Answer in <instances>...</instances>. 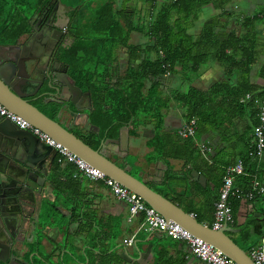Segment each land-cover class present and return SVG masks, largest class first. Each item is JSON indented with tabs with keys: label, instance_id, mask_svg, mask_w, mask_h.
Listing matches in <instances>:
<instances>
[{
	"label": "crops",
	"instance_id": "crops-1",
	"mask_svg": "<svg viewBox=\"0 0 264 264\" xmlns=\"http://www.w3.org/2000/svg\"><path fill=\"white\" fill-rule=\"evenodd\" d=\"M114 1L117 9H127L121 7V4L129 0ZM133 1L141 2L142 9L139 8L140 12L137 14L145 18L150 11L155 10V6L158 7L157 3L161 6L170 0H157L156 3L153 0ZM133 12L128 9L127 15H134L136 19ZM205 29L208 36L205 44L207 58L198 71L190 70L185 73L178 65L172 74L165 77L160 90L169 97L176 91L185 93L191 89L207 95L208 102L204 110H201L205 124L196 145L206 143L211 148L207 159L210 165L207 166L203 159L190 163L182 157L163 155L170 151L183 153V146H180L176 132L187 119L183 106L175 100L169 101L168 108L160 111V131L158 119L147 113L141 114L136 122L133 120L122 127L117 137H108L110 139L105 145L104 153L119 166L127 168L131 175L143 179L153 190L183 210L191 211L196 218L200 217V220L197 219L200 223L212 228L214 202L219 196L228 166L242 160L246 168L243 175L234 178L230 195L233 200L237 199L236 195L240 191L247 192L254 180L264 184V156L260 161L248 156L257 122L254 111L256 108L251 101L243 103L244 106L235 101L237 99L238 102L247 92L253 95L264 93V0H229L222 8L213 3L208 4L191 25L189 34L198 39ZM210 35L212 36L209 37ZM233 37L242 39L244 43L241 46L234 43L232 50L221 52L223 43ZM71 38L74 42L73 36ZM148 42L149 38L140 33L134 32L131 35V44L144 45ZM220 54L223 56L222 60ZM245 57L253 59L249 68L245 63L241 64ZM236 63L241 64V68L236 69ZM64 64L60 69H66L75 81L70 66L65 62ZM129 66L127 50L117 48L113 78L123 76ZM76 85L79 86L77 83ZM149 85L150 82L146 84V88ZM83 92L85 95L78 100V107L83 113H89L91 120V95L86 90ZM90 106L91 111H88ZM55 115L56 113L52 116L49 114L51 118H55ZM60 120L79 136L89 134L73 126L63 116ZM81 120L85 122L84 117ZM91 125L95 124L91 121L89 127ZM57 158L58 155L55 165L62 169L63 176H69L75 181L82 191V198L92 204L89 216L92 221L76 222L73 225L79 230L71 233L74 229L70 227L72 225H69L71 222L66 215L70 214L67 209L72 205L63 199H56L54 202L47 200V203H56L63 210L65 215L60 214L65 218L55 215L54 221L47 219L43 228L36 230L40 243L38 246L33 244L32 247L40 257L51 258L53 264H70L73 261L70 253H73L83 264H101L96 255L109 249L114 260L116 259L112 264H206L185 242L174 240L164 232L140 229L143 214L130 218L127 203L117 199L103 182L84 176L75 177V165L69 162L58 163ZM234 216L235 222L227 226L226 235L248 253L264 234V230L261 233L264 195L255 200L241 198ZM131 239L133 243L129 244ZM93 250L95 253L89 254ZM86 253L91 255L90 260L85 261Z\"/></svg>",
	"mask_w": 264,
	"mask_h": 264
},
{
	"label": "trees",
	"instance_id": "trees-1",
	"mask_svg": "<svg viewBox=\"0 0 264 264\" xmlns=\"http://www.w3.org/2000/svg\"><path fill=\"white\" fill-rule=\"evenodd\" d=\"M67 1L72 15L78 16V19L72 23L71 35L74 42L64 52L63 60L70 66L71 74L79 87L90 93L93 107L91 121L101 128L97 135L90 132L88 135L81 136L85 143L93 149H99L101 142L106 137H117L122 127L130 124L133 120L136 122L139 116L144 113L153 115L155 119L159 120L160 131L162 126L160 111L168 108L169 101L175 100L183 106L186 122L196 119L197 131L195 138H182L176 132L180 146H183V153L170 151L166 152L167 154L164 152L163 155L182 157L190 163L203 159L209 166L210 162L207 160L209 156L204 159L199 144L196 145V140L200 137L205 124L201 110H204V106L208 102L207 95L191 89L185 93L176 91L173 96L169 97L165 96L160 88L164 84L166 74L168 72L172 74L178 65L185 73L190 70L198 71L207 58L205 44L208 36L205 29L200 38H194L189 34V29L199 18L204 6L213 3L222 8L229 0H170L162 3L159 7L155 6V10L150 11L145 18L137 12H133L136 14V19H134V15H127L125 9H117L114 0ZM152 2L156 3L157 0ZM32 3L33 0H20V2L9 0L7 3L0 0V41L14 42L29 30L24 20L18 21L13 13L14 9L19 6L23 10L30 9ZM86 8L91 9V14L84 12L87 10ZM134 32L149 38L150 42L144 45L131 44L130 39ZM234 43L241 46L244 41L234 37L230 38L223 43L221 52L226 49L232 50ZM119 47L127 50L130 66L123 76L114 79L115 50ZM219 57L221 60L223 59L221 54ZM232 60L235 62V59L232 58ZM225 62L228 63L226 59ZM243 63L249 68L253 59L245 57L241 64ZM241 64L236 63L235 68H241ZM148 82L150 85L146 88ZM242 98L238 99V102L236 99V104L244 106L248 103L243 104ZM254 111L257 116L258 110ZM256 121L255 127L259 123L258 117ZM159 140H162L161 137ZM162 144H164L163 141ZM66 179L67 181L60 183L59 187L63 191L69 188L71 194H77L78 185L69 176ZM252 184L247 192L240 191L236 195V200L230 196L229 201L233 215L240 199L247 198ZM261 196L263 195H255L253 199ZM218 198L214 202L213 215ZM58 199H62L60 194ZM63 200L69 203V201ZM186 212L191 214V211ZM46 214L65 218L56 209V203H47ZM75 215L80 218L79 214L75 213ZM90 215V212L85 213L87 218ZM198 218L200 220V217L197 216ZM263 230L264 218L261 233ZM91 253L94 254L95 251H89V254ZM89 254L85 261L90 260L92 254ZM96 256L97 260L100 259L101 264H112L113 261H116L109 249L101 251Z\"/></svg>",
	"mask_w": 264,
	"mask_h": 264
},
{
	"label": "water",
	"instance_id": "water-1",
	"mask_svg": "<svg viewBox=\"0 0 264 264\" xmlns=\"http://www.w3.org/2000/svg\"><path fill=\"white\" fill-rule=\"evenodd\" d=\"M20 50L21 48H17L16 44L0 45V102L9 111L21 115L36 127L47 132L80 158L140 195L166 219L180 223L196 236L222 250L237 264H255L248 253L226 235L228 225L220 230H214L200 223L193 214L187 213L177 204L149 187L143 179L134 177L127 168L119 166L108 158L104 153V148L110 138L106 137L101 142L100 148L96 150L85 143L81 136L73 133L69 127L65 126L60 120L62 116L83 132H92L97 135L101 131V128L96 125L90 126L95 128L94 131H91L89 113L85 114L79 110L78 100L85 95V92L76 85L70 75L65 73V81H61L57 73L56 63H51L45 78L41 82L36 72V61L33 59H29L25 63L26 75L21 74L24 68L22 63L8 57L9 54ZM21 78L23 79L21 80ZM45 80L49 81L48 87L54 92L41 94L36 99H42V104L50 109L48 111L56 113L55 118H51L37 106L27 101L26 96L20 92L38 85L34 93L36 94L41 90ZM88 111H91V106ZM83 117L85 122L81 120ZM56 156L57 150L55 148L41 141L30 131L20 128L17 123L0 116V191L7 187L16 188L19 204L16 218L19 232L26 235L29 232L32 233L29 242H33L37 246L40 241L36 230H40L44 226L47 215L46 201L54 202L58 199L59 194L62 199L69 201L72 205L71 208L67 209L70 214L66 215L68 221L71 222L69 225L73 226L75 213L80 215L81 222L91 223L92 221L90 217L85 216V213L91 212L92 204L87 199L82 198V191L78 189L77 194H71L69 188L63 191L59 187L60 183L66 182L67 179L63 176L62 169L55 165ZM10 169H13L12 175L9 174ZM7 177L14 179L18 183L17 186L14 182L6 179ZM56 209L65 215L59 206H56ZM26 215L28 218L25 217ZM47 219V221H54L51 214L48 215ZM20 244L22 247L20 250L25 251L23 249L25 247L24 241H21ZM33 255L40 259L37 252H34ZM70 256L73 260L70 264H83L73 253H70ZM43 263L51 264L50 262Z\"/></svg>",
	"mask_w": 264,
	"mask_h": 264
},
{
	"label": "built area",
	"instance_id": "built-area-1",
	"mask_svg": "<svg viewBox=\"0 0 264 264\" xmlns=\"http://www.w3.org/2000/svg\"><path fill=\"white\" fill-rule=\"evenodd\" d=\"M169 75L170 73L168 72L166 77ZM249 101H251L258 110L257 117L259 121L252 135L249 156L260 161L264 156V94L253 95L249 92L241 99L242 103ZM0 116L17 123L20 128L30 131L41 141L55 148L57 150L58 163L69 162L75 165L77 169L75 177L84 176L93 181L103 182L117 199L127 203L130 218H133L138 214H143L144 220L140 229L148 232H164L174 240L185 242L191 248L192 252L206 264H237L222 250L196 236L180 223L172 219H166L156 209L151 207L140 195L122 185L118 180L109 177L105 172L94 167L86 160L80 158L63 143L57 141L47 132L36 127L21 115L9 111L1 102ZM196 126V119H192L189 122H185L177 132L182 138H195L197 131ZM199 148L202 154L205 157H208L211 148H209L206 143L199 144ZM244 173L245 167L242 160H239L236 164L230 165L226 168L219 191V198L215 204L212 229L220 230L225 225L234 224L235 218L229 198L233 190L235 176L243 175ZM255 195H264V184L258 180H254L247 198L252 200ZM128 243H133V239L129 240ZM248 255L255 264H264V234L260 242L250 248Z\"/></svg>",
	"mask_w": 264,
	"mask_h": 264
},
{
	"label": "flooded vegetation",
	"instance_id": "flooded-vegetation-1",
	"mask_svg": "<svg viewBox=\"0 0 264 264\" xmlns=\"http://www.w3.org/2000/svg\"><path fill=\"white\" fill-rule=\"evenodd\" d=\"M4 1L7 3L9 0ZM18 1L20 2V0ZM13 15L18 18V21L24 20L29 30L14 42L8 40L0 41V45L16 44L17 48H21L20 51L9 54L8 57L15 59L18 63H22L24 68L21 74H25V63L27 60H35L37 64L36 72L41 82L45 78L51 63H56L59 79L64 82V74L68 72L66 69L60 68L65 66L63 60L64 52L73 43L71 38L72 23L78 19V16L72 15L68 1L33 0L30 9L23 10L19 6L14 9ZM48 82V80H45L41 90L36 94L34 93L38 85L20 92L26 96L27 101L37 106L47 115L50 114L52 116L54 113L48 111L50 109L42 104V99H36L41 94L54 92L48 87ZM12 170L10 169L9 174ZM6 179L14 182L17 186L18 183L14 179L8 177ZM18 208L16 188L7 187L0 191V264H44L43 262L53 264L51 258L42 256L39 259L33 255L34 249L32 245L34 243L29 242L32 233L22 234L17 226L16 216ZM73 216V224L80 221L81 218L76 215ZM25 217L28 218V215ZM71 228L74 229L71 233H76L79 230L76 225L75 227L74 225L71 226ZM21 241H24L25 247L23 249L25 251L20 250L22 248Z\"/></svg>",
	"mask_w": 264,
	"mask_h": 264
},
{
	"label": "rangeland",
	"instance_id": "rangeland-1",
	"mask_svg": "<svg viewBox=\"0 0 264 264\" xmlns=\"http://www.w3.org/2000/svg\"><path fill=\"white\" fill-rule=\"evenodd\" d=\"M143 5V4H142ZM157 5H158V7L160 6V4H158L157 3ZM145 7H147L146 5H144ZM121 7H123V8H127L126 9V11L129 9V10H132V11H134V12H140L139 11V8H141L142 9V6H141V2H139V1H131V0H129L128 2H126V1H124L122 4H121ZM87 9V8H86ZM84 12H89L90 14H91V9H87L86 11H84ZM145 42V41H144ZM61 222H64V220L63 221H61Z\"/></svg>",
	"mask_w": 264,
	"mask_h": 264
}]
</instances>
